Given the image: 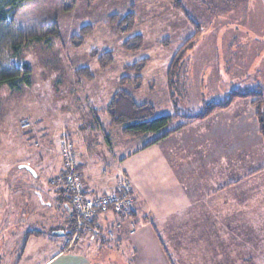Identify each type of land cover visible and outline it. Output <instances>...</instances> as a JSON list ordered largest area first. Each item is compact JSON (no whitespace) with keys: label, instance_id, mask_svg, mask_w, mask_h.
<instances>
[{"label":"rangeland","instance_id":"obj_1","mask_svg":"<svg viewBox=\"0 0 264 264\" xmlns=\"http://www.w3.org/2000/svg\"><path fill=\"white\" fill-rule=\"evenodd\" d=\"M181 2L184 12L170 0H27L10 14V27L5 30L14 38L19 32L26 36L50 26L57 29V35L29 40L16 57L6 55L2 61L16 67L26 64L30 76L29 84L22 83L18 90L0 85V264H18L26 231L51 224L46 221L47 209L55 211L54 200L46 196L49 207L34 203L37 195L55 199L58 195L56 178L61 173L54 167L59 160L62 165L57 149L60 141L71 142L77 161L80 156L88 168L115 176L119 158L161 135L128 137L110 123L102 109L118 90L138 103L152 104L156 116L171 117L165 130H174L165 136L169 137L162 143L165 147H173L174 141L177 147L181 135V144L187 141L183 150L188 151L189 132L202 131L199 138L210 141L214 157L255 158V165L261 166L247 168L240 177L233 173L230 184L245 183L236 190L215 191L212 208L207 205L209 195H199L197 205L181 214L174 195L161 191L157 195V188L176 187L170 169L175 158L170 153L165 157L170 170L157 177L147 192L141 190V204L136 202L131 217L116 229L109 244L99 248L89 239L81 242L93 264H264V193L255 198L235 192L244 187L249 192L254 186L250 175L264 171V132L259 122L260 114L264 120V104L261 108L253 105L256 96L239 97L201 118L184 117L200 115L206 103L222 101L234 89L247 92L256 83L264 93V0ZM130 11L134 13L131 32L119 33L106 23L108 16ZM87 24L92 31L75 47L71 36ZM134 35L141 36V47L134 52L125 50L123 42ZM92 51H110L111 63L101 66ZM181 51L180 64L174 66ZM144 59L137 84L134 74L124 67ZM79 67H87L92 77L78 76L75 69ZM125 76L129 78L121 82ZM182 79L189 90L184 89V104H176L179 112H175L171 95L177 89L183 91L176 83ZM172 98L177 99L176 94ZM228 141L235 151H223ZM153 155L158 156L157 151ZM200 160L196 161L198 171L205 165V159ZM218 164L213 166L217 189ZM230 170L236 169L231 165ZM59 217L62 222L66 219ZM254 224L258 228L251 232ZM63 225L68 227V221ZM55 237H63L64 244L68 239L67 235ZM76 243L70 248L77 249L80 243Z\"/></svg>","mask_w":264,"mask_h":264},{"label":"crops","instance_id":"obj_2","mask_svg":"<svg viewBox=\"0 0 264 264\" xmlns=\"http://www.w3.org/2000/svg\"><path fill=\"white\" fill-rule=\"evenodd\" d=\"M176 83H178L177 86L183 91L181 93H178V89H177L178 87L176 86L175 88L177 90L172 91V94L173 95L176 94L177 99L174 100L175 104L181 105L184 104V102L181 101L182 95L184 94L183 93L184 89L189 90V88L186 85L187 81L184 82L183 79L179 81L177 80ZM189 84L191 85L190 82ZM256 86H258V84L255 83V85H251L249 87L254 88ZM237 128L239 127H236V129ZM201 132L202 131H196V130L193 132H189L190 135L187 145L188 151L183 150V148L186 147L185 144L187 141L185 142L184 145H182L180 142L182 139V137H180L181 135L176 139V141L179 144L177 147L175 146L176 145L175 141H174V146L171 148H167L165 147V145H162V143L165 142V140L169 137L162 138L161 140H158L157 142L154 143H152V141L142 143L141 145L138 146V148L131 149L123 157L118 159L117 161L118 163L114 164L116 166L115 176L109 174L108 172L102 173L101 171H99V169L96 171L94 169L88 168V164H86L85 161L80 156L78 159V171L82 179L87 184V186L94 189H105L111 187L114 183L115 177L119 173H123L122 171H125V173H127V176L129 175V177L131 178L132 191L135 198V204L136 202L138 204H141L140 203L141 198L139 196L143 194L141 190L147 192L148 187L150 185H153L152 183L157 177H159L160 175L162 176V174H165L167 170L171 169V171L172 170L174 171L175 183L177 181L176 187L169 188L168 190H166L165 187H162L164 190L157 188V195H160L159 191L162 192V195H165V193L166 195H174L173 197L176 202L175 207H178V209H176L177 213H181V214L183 212H186L188 209L191 210V208L197 205V199L199 195H202V197L200 198H203L205 195H209L207 198L209 199L207 200L209 201V204L207 205H211L212 208L214 204L213 202L214 195L217 192L223 193L224 191H226L227 188H228L227 190H230L232 188L236 190L242 187L243 183H245L244 180H242L233 185L230 184L229 180H231V176L233 175V173L235 174L236 172L238 174V177H240V175L243 176L245 174V170L247 168H253L254 166L255 169H259L258 167L261 166V164L256 166L255 164L257 161L255 160V158L252 160L249 158H245L244 156H242L243 157L242 159H236L234 161L225 160L223 155H221V157L223 156L222 158L217 155L216 157H214V154L212 153L214 150L210 144V141L207 142L206 139L200 140L199 136L202 135ZM192 139L194 141H192ZM224 146L225 147H223L224 148L223 151L227 153L228 151H235L234 149L231 148L229 141L227 144H224ZM258 148H260V146H258ZM153 150H155V152H153ZM156 151L158 156L153 155L156 153ZM244 151H248V148L247 150ZM170 153H173L175 158L173 161L174 162L173 168L171 165H170L171 167L169 166L170 163L166 165L165 162L166 161L165 157H167V155L168 156L172 155ZM145 154H147V157L145 156ZM155 157H161V159L158 161L156 160ZM198 158H201L200 161H203L205 159L204 162L205 165H203L202 169L201 170L199 169V171L196 170L197 167L196 161ZM216 162H219L217 167L221 170V172H217L218 173L217 181L219 182L218 189L217 187H215V183H214L215 180L213 177V166H215ZM228 164H230V167L228 166ZM231 165L232 168L236 169L233 172H231L230 170ZM54 168L55 170L56 169L58 170L59 174L62 173V165L60 160L58 166ZM186 173H187V176H185L186 179H181V175L182 174L186 175ZM200 175H202L201 176L202 178L201 181L199 182V180H197L198 179L197 177ZM250 177H252L251 181L254 184L253 187H249L250 191L246 192L245 190L247 187H244V191L238 190L235 192H237V195H253L255 198L256 197L259 198L264 193V190H262V181L264 182V171H262L261 169L259 171H255V173L253 172V175H250ZM224 179L228 180L227 181L228 183H225L223 181ZM258 182H261L260 183L261 190L260 187H258L259 186ZM46 196L48 197V199L54 200L56 207L54 208L55 211L53 213L49 212L50 210L47 209L49 214L48 215L49 219L46 218V221H49L51 224L48 226L46 225L45 228L39 227L36 228L35 230L26 231L24 235V247H23V251L20 253L18 264H93V262L87 256L86 250H83L82 248L83 246H81V242L83 240L80 242V244L75 246L77 249H73V248L66 249L63 247L64 238L55 237V236L65 235V232H67L68 230L67 229L68 227H66V225H63L64 222L69 221L68 206L66 205L68 195H55L56 199L49 195H37L39 200L38 199L35 200L34 204L36 205V207L39 206L42 208V206L43 207L51 206V202H45L46 200H48ZM182 198L185 199V202H182ZM176 199L180 201V203ZM59 208H61L60 213L58 211L60 210ZM41 213H43V210L40 211L38 215ZM59 215H64L66 219L65 218L62 219L63 220L65 219V221L62 222L61 219H59L60 218ZM30 216H33V214L31 213ZM29 221L33 222L34 220L30 219ZM104 224L105 222L101 220L100 225H104ZM255 228H258L257 225L256 224L252 225V227L250 228L252 229L251 232H256ZM51 230H54L56 234H51L50 233ZM59 231H62V234H59L58 233ZM89 242H92L94 245L96 244L99 245V248L106 247V245L109 244V243L103 244L105 245L103 246L97 240L96 241L90 240ZM87 247H89V245Z\"/></svg>","mask_w":264,"mask_h":264},{"label":"trees","instance_id":"obj_3","mask_svg":"<svg viewBox=\"0 0 264 264\" xmlns=\"http://www.w3.org/2000/svg\"><path fill=\"white\" fill-rule=\"evenodd\" d=\"M25 1L27 0H0V85H6L9 89L13 90L20 89L22 83L29 84L30 69L26 64H23L20 67H16L13 65H3L2 61L4 57L6 55L16 57L20 52L21 46L29 40L41 41L43 40V38L45 39V37L47 38L49 35H57V29L53 26L47 27L40 33H31L26 36H23L22 33L19 32V36L15 38L5 30L10 27V14H13V12ZM72 1L73 0H71V2ZM170 1L173 2L175 9H179L183 12L185 11L181 0ZM106 23L114 26V28L119 33H129L133 28L134 13L130 11L124 15L112 14L106 18ZM196 25L198 26V24ZM92 29V25L90 24L82 26L78 34L71 36V43L75 47L79 46L83 42L84 37L89 34ZM48 40L46 39L45 41L48 42ZM141 45L142 38L140 35L131 36L123 42V48L131 52L138 50ZM92 52L93 56H98V62L101 66H107L111 63L112 55L110 51H102L100 53L96 51ZM183 52L184 51H181L178 55L175 56L174 66H179ZM145 63L146 59L135 62L131 65H126L124 67V70L127 73L134 74V80L138 81L137 84H139L141 80L140 72ZM75 72L78 76H86L88 78L92 77L87 67H79L75 69ZM128 78L129 76L123 77L121 82L127 80ZM259 88L260 87L256 86L252 89L247 90V92L240 91L239 89H234L226 97H224L222 101H213L210 103H206V107L204 111L200 113V115H191L184 117L188 119L201 118L216 109L229 106L235 99L239 97L246 96H256L255 98H253L252 104L258 108H261V105L264 104V93L259 90ZM172 95L171 102L173 104V111L179 112V109L177 108ZM102 111L109 117L110 123L112 125L121 127L123 135L128 137L144 136L152 132H162L158 138L152 141V143H154L174 130H165L171 119L169 115L156 116L155 108L152 104L138 103L130 94L124 92L123 90L116 91L105 108L102 109ZM175 115H177V113H175ZM259 122L261 123V128L264 132V120L261 114L259 117ZM57 194L68 195L65 188L61 185L57 188ZM68 201L69 200L67 197L66 204L68 203ZM68 224V230L67 232H65V235L70 237L74 232V224L71 216H69ZM97 241H99V243L102 245L110 242V240L104 241L102 239H99Z\"/></svg>","mask_w":264,"mask_h":264},{"label":"built area","instance_id":"obj_4","mask_svg":"<svg viewBox=\"0 0 264 264\" xmlns=\"http://www.w3.org/2000/svg\"><path fill=\"white\" fill-rule=\"evenodd\" d=\"M62 160V173L56 183L68 193V213L73 219L74 232L65 241L70 248L84 239L110 240L116 229L134 212L135 198L129 177L119 173L111 187L94 189L87 186L78 171V161L71 142L63 139L57 145ZM104 225H100V221Z\"/></svg>","mask_w":264,"mask_h":264},{"label":"water","instance_id":"obj_5","mask_svg":"<svg viewBox=\"0 0 264 264\" xmlns=\"http://www.w3.org/2000/svg\"><path fill=\"white\" fill-rule=\"evenodd\" d=\"M25 167H27L29 169V171H31L33 174H35L34 170L29 166V165H24ZM56 234V232H54ZM59 234H62V231L58 232Z\"/></svg>","mask_w":264,"mask_h":264}]
</instances>
